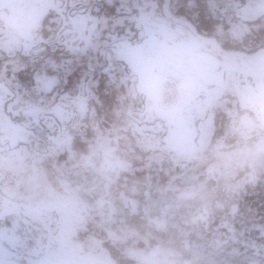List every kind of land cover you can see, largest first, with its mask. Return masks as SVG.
Returning <instances> with one entry per match:
<instances>
[{
	"label": "rangeland",
	"instance_id": "374dc122",
	"mask_svg": "<svg viewBox=\"0 0 264 264\" xmlns=\"http://www.w3.org/2000/svg\"><path fill=\"white\" fill-rule=\"evenodd\" d=\"M250 3L251 0H238V15L247 20L244 23L247 27L250 25L249 30L264 28V11L246 12L245 10L250 8ZM34 10L33 6L29 14ZM227 25L229 41L233 40V30L238 34L237 44L243 43L245 48L228 51V56L234 59V62L227 65V61H224V65L233 68L230 69L233 74L229 79L226 80L222 74L216 73V66H219V63L223 64V61L219 62L216 58L205 59L202 56L203 47L196 48L197 44L191 43L189 46V43H186L188 47L185 49L188 51L179 50V53L173 54L174 59L169 60V66L172 65L173 69L177 66L182 72H203L202 74L208 78L205 84L191 91V94L174 91L164 100L162 91H154L158 73L155 71L154 75L148 74L149 69L147 74H144L139 69L138 86L133 88L132 92L127 89L121 92L118 89L116 101L110 111L103 116H94L90 111L89 116L95 123L93 126L88 129L82 122L76 130V127L69 125V134L73 137V142L71 140L56 152L42 156L43 158L38 161L41 173L39 176L32 177L28 174L22 158H11L14 152L10 151L8 157L5 155L2 164L4 169L25 178L30 184H27L28 194L31 191L33 195L43 198V202L38 204L51 208L48 217L51 226L49 235L54 241L58 240L64 245L59 249H49L45 257L48 264H136L141 259L135 253L136 241L144 239L150 244V238L154 239L158 235L156 231L162 233L165 229L159 228L158 222L174 224L173 211L178 208V203L166 193L169 184H143L137 179L154 164H167L169 162L167 157L171 158L169 149L176 150L182 145L188 150H195L198 146L204 149L208 146L205 143L210 142V139H200V136L204 138V132L244 133L255 139L254 143L259 144L257 147H264V48H260L258 43H253L254 40H258L256 36L242 41L243 24L236 26L235 23L228 22ZM178 31L182 32L179 29ZM180 38L175 30L167 34V40L171 42L173 48ZM190 39H193L192 36ZM182 41L184 42V39ZM124 57L128 58L127 55ZM176 57L184 58L185 63L178 61ZM250 60L260 64L253 67L254 69H247ZM137 62L144 68L149 66L143 59ZM249 75H254L255 79L249 78ZM211 83L217 85L214 84L211 88L209 87ZM78 119L82 121L81 118ZM11 126L13 127L12 121L7 115L0 118V148H5L12 142L15 129L12 130ZM195 126L204 132L194 135V131L197 130ZM94 132L98 138H105L110 133L109 139L117 141L106 142L104 148L102 147L105 144L100 145L98 142L92 143L90 147L92 140L89 141L88 138L92 137L90 134ZM18 137L28 138L27 132L20 130ZM197 142H200V145H196ZM180 157L186 155L178 152L173 160L178 163ZM98 166L102 167V171L98 170ZM163 175L165 176L166 172ZM130 176L132 178L128 180L127 177ZM193 176L194 173L189 171L185 179H191ZM100 177L106 184L101 188ZM78 178L82 179L84 187L74 186L76 188L71 192V186L67 182ZM57 190H66L67 194L71 192L68 196H72L74 201L82 203L83 200L85 202L90 200L85 206L88 207L87 211L93 213L91 215L88 213L89 216L87 213L82 214L76 220V223H79L76 227L75 219H68L63 212V207L70 204L69 200L62 197L56 199L54 193ZM128 199L133 202V212L129 211ZM38 204L30 203L35 209L38 208L49 215L48 209ZM22 209L24 215L36 217V213H31L29 208ZM95 212L104 214L102 220L105 219L108 226L109 223L114 224L113 228H106L107 231L103 233L108 239L105 244L109 245L107 250L105 246L100 245L101 240L98 236L91 234L89 239L85 237L88 226L85 223L83 225V221L90 220L94 215L101 219L100 215L94 214ZM132 213H140L141 217L137 219ZM70 221L71 225L68 226ZM95 221L91 222L93 231L97 229L101 231L103 227H98L100 224H95ZM60 223L63 228L58 234V226L62 227ZM73 224L75 226H72ZM65 226L68 227L67 230ZM51 241L48 239V245ZM143 257L150 262L153 260L150 253L144 254ZM112 259L114 261H111Z\"/></svg>",
	"mask_w": 264,
	"mask_h": 264
},
{
	"label": "snow or ice",
	"instance_id": "6c2138e0",
	"mask_svg": "<svg viewBox=\"0 0 264 264\" xmlns=\"http://www.w3.org/2000/svg\"><path fill=\"white\" fill-rule=\"evenodd\" d=\"M35 0H0L21 15ZM234 0H63L57 10L0 46V118L22 117L20 126L37 150L56 152L70 143L69 125L80 127L91 105L103 116L116 101L126 68L117 59L125 41L142 37L161 15L180 16L193 27H212ZM247 11H264V0H251ZM45 25L47 26L45 28ZM264 48V28L258 33ZM124 71H121V69ZM232 248L224 264H264V189L232 210ZM259 225L256 237L252 229ZM50 224L44 217L13 216L0 222V264H48ZM7 242V247H5Z\"/></svg>",
	"mask_w": 264,
	"mask_h": 264
},
{
	"label": "flooded vegetation",
	"instance_id": "af4514ba",
	"mask_svg": "<svg viewBox=\"0 0 264 264\" xmlns=\"http://www.w3.org/2000/svg\"><path fill=\"white\" fill-rule=\"evenodd\" d=\"M62 2L63 0H35L34 12L23 15L5 9V14L0 16V46L18 40L22 51L24 33L43 21L50 12L56 11L57 5ZM238 12V0H234L227 12L221 11L218 14L217 21L213 22L212 27L200 26L199 29L180 16H159L151 29L146 30L142 37L125 41L119 50L117 59L126 68V72L119 79V91L124 92L127 89L132 92L133 88L138 86L139 69L144 74H147L149 69L148 74L154 75L155 71L158 73L154 91H162L164 100L174 91L191 94V91L200 88L208 81L203 72H182L177 66L174 69L172 65L169 66V60L174 59L173 54L179 53V50L188 51L185 49L188 43L189 46L193 43L197 44L196 48L203 47L202 56L205 59L216 58L219 62L223 61V64L219 63L215 70L226 80L229 79L232 77L233 68L226 65L234 62V59L228 56V51L245 50V48L243 43L237 44L238 34L233 30V40L229 41L228 22L235 23L236 26L244 25L242 41L249 40L251 36L258 37L260 31V28L249 30L250 25L247 27L244 23L247 20L242 19ZM245 18L247 19L246 16ZM173 30L181 36L175 49L167 40V34ZM190 36L194 40L190 39ZM125 55L128 58H125ZM140 59L146 61L149 66L144 68L138 65L137 61ZM176 59L185 63L184 58L176 57ZM224 61H227L226 65ZM258 64L260 63H253L250 60L247 69H254ZM121 71L124 69L122 68ZM248 77L255 79L254 75ZM214 84L217 85L211 83L209 87H214ZM155 101L157 104V99ZM91 109L89 105L86 111L89 115ZM89 119L92 121L90 116ZM195 128L197 129L196 126ZM202 132L204 131L197 129L194 135ZM233 138L235 141H231ZM200 139H210V142L205 143L208 146L204 149L198 146L195 150H188L184 145L176 150L169 149L171 158L167 157L169 162L164 164L166 166L154 164L143 175L138 176L137 179L143 184H169L166 193L178 203V208L173 211V225L157 223L159 228L165 229L162 233L156 231L158 235L154 239L150 238V244L144 239L140 242L136 241L135 253L141 258L136 264H224L228 253L232 248L237 247L231 240L227 244L222 242L231 236L229 229L237 227L233 224V208L246 198H253V193L264 189V147H257L259 144L254 143L255 139L244 133L204 132V138L200 136ZM238 139L240 140L237 141ZM196 145H200V142ZM178 152L184 153L186 157H180L179 162L176 163L173 157ZM189 171L194 173V176L185 179ZM164 172H166L165 176ZM131 201L128 199L129 211L133 212ZM132 214H135L137 219L141 217L140 213ZM110 225L112 223H109ZM258 230L259 225L252 229L253 236L257 240L260 238L256 237ZM260 235L264 236V233ZM105 244L102 246L107 250L109 245ZM148 253L153 255L151 262L143 257Z\"/></svg>",
	"mask_w": 264,
	"mask_h": 264
},
{
	"label": "trees",
	"instance_id": "16d2710c",
	"mask_svg": "<svg viewBox=\"0 0 264 264\" xmlns=\"http://www.w3.org/2000/svg\"><path fill=\"white\" fill-rule=\"evenodd\" d=\"M136 104V103H135ZM137 106H140L141 105H137ZM139 107V108H140ZM123 108V107H122ZM125 111V110H124ZM78 118H81L82 121L79 120V123H82L84 122L85 124V127H89L92 125H94L95 123H93V121H91L89 119V113L85 112L84 115L82 117H78ZM11 121H12V130H14V133H13V139H12V142H9L10 144H8V146H5V148H0V222L3 221V219L5 218H12L13 216H17V215H20V216H27V215H24L23 213V207L24 208H29L30 212L31 213H36V217H29V218H37V217H44L46 218L48 221V217L50 216L51 214V208H48V206L46 205H41V204H38V202H43V198L41 197H38L37 195H33V192H29L28 194V185H30L27 180L25 178H23L21 175H16L15 173H10V172H7L4 167L2 166V164H4V161L3 159L5 158V155L8 157L9 156V152L12 151L14 152V154L12 155L11 154V158L15 157V158H22L24 160L23 162V165L26 167V170L29 172L28 174H31L32 177L34 176H39L41 173L38 169V166L40 165L39 164V159H41L42 156H45V155H50L51 152L49 151H46L44 149H40V150H37L33 147V145L30 143V137L28 136V138H24V137H18V134L20 133V130H21V126H20V122H21V119L22 117H17V118H10ZM105 120L108 122V123H111V121H108L107 118H105ZM112 124V123H111ZM128 124V123H127ZM87 129V131H88ZM76 130H77V127H76ZM86 130V129H85ZM78 131L80 132V129H78ZM26 132V131H25ZM23 134V133H21ZM88 134V132H87ZM92 135V137L88 138V140H92L90 142V147H91V144L92 143H96L98 142L100 145L101 144H105L102 148H104L107 143H115L116 141L113 140V139H109V135H111L110 133L105 136V138H98L99 136H97V134L94 132L93 134H90ZM73 142V140H72ZM107 142V143H106ZM10 149V150H9ZM3 152V153H2ZM59 156H55V158ZM43 158V157H42ZM97 165V164H96ZM98 170L99 171H102V167L101 166H98ZM25 170V169H24ZM25 170V171H26ZM63 173V172H62ZM104 173V171H103ZM35 177V178H36ZM128 180H130L132 178V176L130 177H127ZM102 177H100L99 181H100V188L101 187H104V185H106L103 181H102ZM82 179L81 178H78L76 179L75 181H68L67 183H69V185L71 186V192L74 191V189L76 187L74 186H83L82 185L84 182L81 181ZM58 181V179H57ZM81 181V182H80ZM99 181L97 180V184L99 183ZM13 182H15V184H13ZM129 183V181H128ZM28 184V185H27ZM131 184V183H129ZM119 186V185H118ZM121 187V186H120ZM73 190V191H72ZM27 192V193H26ZM71 192L69 194L66 193V190L65 191H62V190H57L55 193H54V196L55 198L57 199L58 197H62L63 199H68L70 204H67V206L63 207V212L64 214H66V217L68 219H75V223H76V220L82 216V214H86L88 215H91L93 213V211H87L86 208L87 205L85 206V204H87L88 202H90V200H86V202L83 200V202L81 203V201H74V199L72 198V196H68L71 194ZM33 202L35 205L36 203L42 207H45L48 209V212H49V215L45 214L46 212H41V210H38V208H34L32 207V205H30V203ZM47 203V202H45ZM80 204V206H79ZM49 205V204H47ZM57 214V211L56 213ZM94 214H97V215H100L101 219L99 220L96 215H94L93 217H90V220H84L83 221V225L84 223L87 224L88 226V229H87V233L86 234V238L89 239L90 235L91 234H94L96 236H98L101 240V246L102 244H105L107 242V238H105V234H103L105 231H107V229H109L111 226H114V224L108 226L106 223H105V219L102 220V216L104 214L102 213H99L98 212L94 213ZM60 215V214H59ZM88 215V216H89ZM87 217V216H86ZM95 218H96V221H95ZM94 222L95 221V224L98 223L100 225L99 226H102L103 228H101V231H99L98 229L93 231L94 228H92V223L91 222ZM104 224H102V222ZM71 222H69L68 226L71 225ZM90 222V223H89ZM79 223H76V227ZM102 224V225H101ZM60 225H62L60 223ZM72 226H75V224H73ZM63 228V225L62 227H59L58 226V234L61 232V229ZM66 230L68 227H66ZM79 228V227H78ZM107 228V229H106ZM71 229V228H70ZM104 229V231H103ZM49 235V234H48ZM85 239H83V242H85ZM48 239H51L52 241L49 243L50 245V248H61L63 247V243L62 242H59L58 240H55L53 239V237H51L50 235L48 236ZM7 242H5V247H7ZM49 248V249H50Z\"/></svg>",
	"mask_w": 264,
	"mask_h": 264
},
{
	"label": "water",
	"instance_id": "95a60500",
	"mask_svg": "<svg viewBox=\"0 0 264 264\" xmlns=\"http://www.w3.org/2000/svg\"><path fill=\"white\" fill-rule=\"evenodd\" d=\"M130 203L132 204V201Z\"/></svg>",
	"mask_w": 264,
	"mask_h": 264
}]
</instances>
